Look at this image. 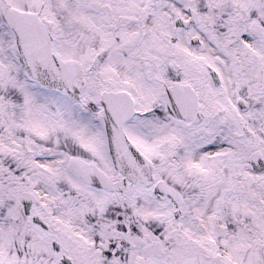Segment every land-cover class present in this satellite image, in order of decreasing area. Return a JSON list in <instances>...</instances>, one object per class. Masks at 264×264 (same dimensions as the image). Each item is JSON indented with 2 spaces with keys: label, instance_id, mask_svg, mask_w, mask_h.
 Masks as SVG:
<instances>
[{
  "label": "snow or ice",
  "instance_id": "snow-or-ice-1",
  "mask_svg": "<svg viewBox=\"0 0 264 264\" xmlns=\"http://www.w3.org/2000/svg\"><path fill=\"white\" fill-rule=\"evenodd\" d=\"M0 264H264V0H0Z\"/></svg>",
  "mask_w": 264,
  "mask_h": 264
}]
</instances>
